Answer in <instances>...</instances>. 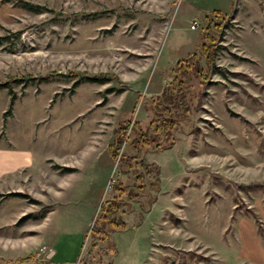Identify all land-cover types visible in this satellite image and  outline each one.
Listing matches in <instances>:
<instances>
[{"label":"rangeland","instance_id":"obj_1","mask_svg":"<svg viewBox=\"0 0 264 264\" xmlns=\"http://www.w3.org/2000/svg\"><path fill=\"white\" fill-rule=\"evenodd\" d=\"M0 38V264H264V0H0Z\"/></svg>","mask_w":264,"mask_h":264},{"label":"trees","instance_id":"obj_2","mask_svg":"<svg viewBox=\"0 0 264 264\" xmlns=\"http://www.w3.org/2000/svg\"><path fill=\"white\" fill-rule=\"evenodd\" d=\"M0 40H2L0 38ZM1 42V41H0ZM92 80V79H91ZM6 85H0V87H5ZM15 99L12 100V104L14 103ZM181 105V106H179ZM178 105V107H183V109L185 107H189L188 105H185L182 103H180ZM171 107H164V112H160V110L158 109H154V111L156 112V115H160L159 117H154L155 120L152 121V123L150 124L149 130L148 132H146L143 135H137L139 141L143 144V145H147L148 147L146 151H148L150 149V144L153 142L154 148L158 151H163V150H167L172 148L174 141L172 140L173 138V131L176 129V127L179 124V120H180V115L181 113H179L178 115H173L172 111L169 109ZM182 111V110H181ZM172 115H170V114ZM169 142V145H163L164 142ZM121 147V144L118 146L117 149H119ZM139 162L136 164V166H139ZM135 166V164H134ZM148 171L144 170V172H140V175H138V179L139 180H145L146 176L148 175ZM147 174V175H146ZM148 187V184L143 185L142 187H139V192L140 190L146 189ZM132 189V188H131ZM129 187H124V185L121 182H116L115 186H114V190L116 192H119V195L117 197H115L113 204L110 203L109 207L111 205L112 208V212H118L121 208H123L128 202H125V200L122 199V197H124V195L128 192V196L129 198L132 197L133 193V189L131 190ZM135 190V189H134ZM106 205H103L101 207V211L104 212V216H106ZM108 207V208H109ZM117 216V215H116ZM103 219H105V228L103 227L102 229H98L96 230L94 233L98 234L101 233L104 237L103 240H108L112 237V233L115 232L116 230H126L128 229V222L124 219V216H120V217H114L112 220L107 221L106 217H104ZM108 224L111 225L112 230L109 231L108 229H106V226H108ZM112 248H114V243Z\"/></svg>","mask_w":264,"mask_h":264},{"label":"crops","instance_id":"obj_3","mask_svg":"<svg viewBox=\"0 0 264 264\" xmlns=\"http://www.w3.org/2000/svg\"><path fill=\"white\" fill-rule=\"evenodd\" d=\"M11 153H3L0 152V175L5 174L6 172H8L9 170H12L13 168H15V166H13L12 163H8V161L11 159L12 155H10ZM14 156V155H13ZM25 157H27V163L30 162L32 164V160L30 158L29 155H23ZM252 225V233H251V241L255 242L258 247H261L262 251L261 253H259V255H255L256 259L261 262L262 260H264V235L262 233H260L257 229V226L254 225V223L252 221L249 222Z\"/></svg>","mask_w":264,"mask_h":264},{"label":"built area","instance_id":"obj_4","mask_svg":"<svg viewBox=\"0 0 264 264\" xmlns=\"http://www.w3.org/2000/svg\"><path fill=\"white\" fill-rule=\"evenodd\" d=\"M195 29V27H193Z\"/></svg>","mask_w":264,"mask_h":264}]
</instances>
